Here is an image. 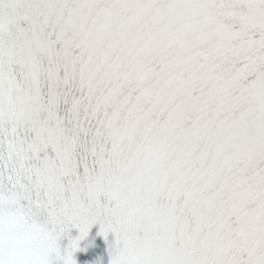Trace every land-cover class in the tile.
<instances>
[{
	"label": "snow or ice",
	"instance_id": "6c2138e0",
	"mask_svg": "<svg viewBox=\"0 0 264 264\" xmlns=\"http://www.w3.org/2000/svg\"><path fill=\"white\" fill-rule=\"evenodd\" d=\"M0 264H264V0H0Z\"/></svg>",
	"mask_w": 264,
	"mask_h": 264
}]
</instances>
